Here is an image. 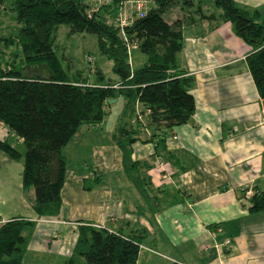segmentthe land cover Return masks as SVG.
I'll use <instances>...</instances> for the list:
<instances>
[{"label":"crops","instance_id":"0c3cea01","mask_svg":"<svg viewBox=\"0 0 264 264\" xmlns=\"http://www.w3.org/2000/svg\"><path fill=\"white\" fill-rule=\"evenodd\" d=\"M234 1L263 16L264 0ZM184 11L177 10L182 48L176 65L193 78L192 115L168 129H140L146 114L139 104L124 113L126 100L115 97L110 103L118 117L111 126L103 129L108 103L99 124L79 126L63 147L56 211L46 206L38 214L31 200L28 208L4 213L0 185V224L31 222L22 230V264L46 252L68 263L79 228L87 226L123 236L143 232L136 263L264 264V210L250 211L245 195L264 191V110L245 59L252 48L228 21ZM120 127L138 130L122 147L113 139ZM9 133L0 123V140Z\"/></svg>","mask_w":264,"mask_h":264},{"label":"trees","instance_id":"16d2710c","mask_svg":"<svg viewBox=\"0 0 264 264\" xmlns=\"http://www.w3.org/2000/svg\"><path fill=\"white\" fill-rule=\"evenodd\" d=\"M10 1L20 25L15 36L4 38L5 44L17 43L23 65L32 70L43 66L47 71L46 76H26L24 68L0 66V123L25 145L21 184L32 188V207L38 214L46 206L58 210L66 170L62 149L79 126L103 120L108 98H124V113L134 112L137 102L140 113L146 114L145 124L138 122L140 129L144 125L154 131L168 129L186 123L192 115L194 100L189 89L193 78L176 65L182 22L164 17L173 3L189 15L228 21L234 34L252 48L245 59L264 110V16L259 20L256 9L248 10L234 0H147L149 7L119 26L112 20L121 0L101 5L91 14L83 0ZM4 2L0 0V8ZM202 3L213 7L203 10ZM61 25L67 26L69 34H94L99 52L112 60L115 79H105L97 67L100 75L93 83L69 76L53 48ZM132 46L147 57L136 69L129 60ZM137 132L120 127L113 139L122 147L124 137L131 143ZM0 150L12 159L20 156L5 139L0 140ZM249 202L250 211H263L264 191L252 193ZM30 223L13 218L0 224V264H22L26 242L22 230ZM143 239V232L123 236L104 228L80 227L67 264H136ZM78 257L83 263L76 262Z\"/></svg>","mask_w":264,"mask_h":264},{"label":"rangeland","instance_id":"374dc122","mask_svg":"<svg viewBox=\"0 0 264 264\" xmlns=\"http://www.w3.org/2000/svg\"><path fill=\"white\" fill-rule=\"evenodd\" d=\"M83 1L88 4V10H94V12L101 7L93 5L92 0ZM123 1L125 2L126 0H121V2ZM149 6V2H147L142 7V10L144 11ZM12 7L11 1L5 0L4 6L0 8V66L6 68L16 67L17 69L20 67L24 68L22 73L26 76L35 74L46 76L47 71L43 66H40L39 69L32 70L30 67L23 65V53L17 46L16 42H8V46L3 43L4 38L13 37L17 34L20 25L15 20V12ZM177 10H182V8L179 7V4H171L164 13V17L170 22L173 21L178 17ZM260 11L264 16V12L261 9ZM117 12L118 9L114 12V18L112 20L115 24H118L115 20ZM263 16H259V20H261ZM53 48L57 56L60 58L64 70L69 76L80 77L85 83H93L97 81V76L100 74L103 75L105 79L115 77L112 72V60L99 52L96 36L94 34H69L67 26L61 25L56 30ZM128 51L131 68L136 69L141 67L146 61V55L133 46ZM87 58H90V60ZM96 67L99 68L98 70L100 74L95 72ZM77 73H80L81 75L77 76ZM112 104L113 103H110V106H112L111 114L105 119L106 121L103 123V129H107L111 126L114 123L115 117H118V109L116 111L115 105ZM7 140L15 147L20 156L17 159H12L5 152L0 150V185L4 193V201L2 202L1 207H3L2 211L4 213L12 211L16 212L22 208H28L34 197L32 188H23L21 184L25 145L12 133L8 134ZM38 255L40 254L29 255L26 262H23V264H67V257H62L59 254L46 252L40 256ZM136 264H163V262H137Z\"/></svg>","mask_w":264,"mask_h":264},{"label":"built area","instance_id":"2783aa9c","mask_svg":"<svg viewBox=\"0 0 264 264\" xmlns=\"http://www.w3.org/2000/svg\"><path fill=\"white\" fill-rule=\"evenodd\" d=\"M112 0H92L93 5L101 6L104 4L110 3ZM147 0H126L125 2H121L120 6L118 7V12L115 17V20L118 22L119 26H125L127 25L132 17L133 13L141 14L143 12V6L147 3ZM96 9V8H95ZM91 14V12H94V10H88ZM90 60V58H87ZM116 86V85H114ZM159 166H163V162L160 160L158 161ZM245 195L247 197H250L252 195V191L250 189L245 190ZM220 227H217L216 230H220ZM231 241L229 239H225L224 244L229 245Z\"/></svg>","mask_w":264,"mask_h":264},{"label":"water","instance_id":"95a60500","mask_svg":"<svg viewBox=\"0 0 264 264\" xmlns=\"http://www.w3.org/2000/svg\"><path fill=\"white\" fill-rule=\"evenodd\" d=\"M114 101H115V98H112V99L108 98V99L106 100L107 103L114 102Z\"/></svg>","mask_w":264,"mask_h":264}]
</instances>
